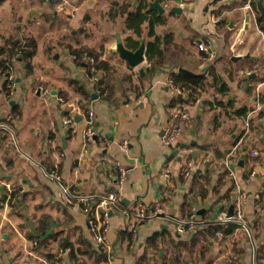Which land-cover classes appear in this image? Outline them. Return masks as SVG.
<instances>
[{
	"label": "crops",
	"instance_id": "1",
	"mask_svg": "<svg viewBox=\"0 0 264 264\" xmlns=\"http://www.w3.org/2000/svg\"><path fill=\"white\" fill-rule=\"evenodd\" d=\"M236 1L228 0V3L234 4ZM242 1L239 0L240 4L237 6V10L242 15V26L245 27L248 23L249 28L254 26L258 30L245 32L232 42V46L237 44L234 56L241 57L233 61L231 55V62L225 65L227 69H223L221 63L212 64V60L208 59L207 55H202L196 61V65L187 67L185 64H177L158 67L150 76L146 74V70L141 75L139 70L130 68L119 57L124 61L127 70L135 73L134 82L142 87L141 92L135 95L128 90V100L125 102L110 101L109 98H101V95L97 94L95 99L91 98L86 105L87 112L91 110L95 116L91 125L94 133L91 142L85 144L83 142L85 115L80 113V108L72 105L70 114L73 116L69 122V117L65 116L63 111L59 115L57 113V105L62 102L58 97L48 98L36 92L35 100L27 107L22 106L25 100H21V96L18 98L15 93V97L7 100V103L0 102V206L4 205L0 208V264H35V260L47 262L44 249L53 244L58 245L57 241L50 243L49 240L48 245L41 246L42 251H35L32 248L33 239H29L25 234L41 225L43 227L44 221L40 226H36L34 219L27 215L21 217L20 212L13 213L3 202L4 193H6L5 201L10 198L15 205L25 200L29 206L30 199L37 200L38 197L46 199L44 211L51 218L45 225L48 229L52 227L47 231L48 233H59L58 236L61 238L59 245L67 240L75 246H80L76 239L81 233L82 237L96 248L97 243L90 231L87 214L76 205L63 206L61 184L68 185L74 194L94 198L113 189L125 201L112 207L106 221L104 236L108 244L101 248L105 260L97 262L95 255L86 254L81 257L83 264H134L145 251L153 250L154 247L148 246L147 240L162 229L168 230L176 240L183 241L191 236L193 231L185 235L176 232L175 219H185V214L181 211L182 202L196 194V191L190 192L194 172L208 173L210 181L206 197L201 199L197 195L192 209L196 212L203 209L205 215L216 214L218 218L224 201L217 199L233 183L232 198L238 191L246 194L244 214L251 225L255 241L257 244H263L264 250V195L261 198L259 195L264 182V114H260V109L253 108L256 104L259 108L264 106V31L260 27L264 24V20L260 22L250 17L246 22L247 12L241 8ZM7 3L8 0L0 2V11ZM136 3L137 1L134 0L132 5ZM171 6L169 5V8ZM205 7L200 6L199 2H194L190 15L187 16L188 25L183 29L205 37L215 36L210 45L215 53V45L219 44L224 48L226 40L224 36L215 34V25L209 20L208 9L205 10ZM195 8L198 12L193 19L191 16ZM10 9L15 11L17 7L12 5ZM172 16L177 18L180 14H167L166 17ZM122 23L124 24V18ZM164 25L157 26L156 33L159 35L170 33L172 42H176L177 35L174 30L170 28L171 30L166 31ZM229 26H232L231 23ZM123 29H125L124 25ZM126 31L125 37H121L125 44L126 36L133 35L131 31ZM181 35L182 41L183 37L187 38L186 33ZM143 38L146 40V35ZM200 40L202 38L198 39ZM34 42L36 43L35 40ZM196 47L201 54L198 46ZM38 51L36 43L31 58L38 59L43 55ZM247 53L250 56L243 57ZM16 63L19 67H24L25 60L20 57L17 58ZM80 66L89 77L84 62ZM220 66V71L214 69ZM179 68L191 73H206L210 69L214 70L227 82L230 90L225 98L232 105H218L216 100L225 98L213 86H206L196 101L183 104L187 107L191 118L182 137L173 145H165L159 133L173 114L175 106L170 104L172 98L177 95L165 82L170 73L177 72ZM230 69L233 78L236 75V80L228 79ZM14 78L15 82H20L19 77ZM0 79L2 84L1 76ZM238 82H241L240 85ZM181 96L187 98L186 93H182ZM14 105L17 113L12 112L11 108ZM245 106L249 109L247 114H249L250 126L247 131L244 126L247 114L243 116L233 112L234 108ZM9 112L15 117L8 119ZM79 117L80 119L76 120ZM122 145H125V148H122ZM233 149L236 160L232 164L233 176L224 182L223 177L227 174L224 160ZM252 151H256L257 154L252 156L250 154ZM189 160L193 162L194 171L190 177L181 179V170ZM239 161L242 163L239 164ZM115 163L125 171L124 177L117 184L108 176L110 166ZM54 169L59 181L48 175L53 174ZM219 183L221 191L215 195L213 189ZM12 190L15 194L10 197ZM256 194L259 195L258 200L255 198ZM140 204L154 207L156 211L139 226L135 239L129 243L128 213ZM28 206L21 208L22 211L29 210ZM228 206L225 208L226 211ZM36 209L41 208L37 206ZM62 209L69 219L67 222L61 221L62 224L56 229L58 224L52 219H62L63 214L60 211ZM159 213H163L164 217L157 216ZM237 233L243 236V242L239 240L244 250L240 256V263L253 264L251 246L244 232L236 229L234 235ZM167 244L160 242L156 249H161L163 253L166 248L171 250L172 246ZM230 248L229 243L220 244V238L216 237V240L210 242L208 249L210 264H226L225 258ZM50 252L55 253L56 250ZM148 253L150 254V251ZM182 253L184 258L187 257L186 252ZM162 257L161 255L159 258ZM199 264H206V261H201ZM259 264H264V253Z\"/></svg>",
	"mask_w": 264,
	"mask_h": 264
},
{
	"label": "rangeland",
	"instance_id": "2",
	"mask_svg": "<svg viewBox=\"0 0 264 264\" xmlns=\"http://www.w3.org/2000/svg\"><path fill=\"white\" fill-rule=\"evenodd\" d=\"M8 1L9 3L0 11V44L7 36H13L21 40L34 39L38 44V52L43 53V55L38 57V59H29L30 67L27 68L19 67L16 62L11 61L12 67L9 68V70L11 69L10 75L12 78L19 77L20 82H15L14 78V84L9 86L10 91L8 93L2 92L0 102L7 103V100L15 97V93H17L18 98L21 96L20 99L25 100L22 106L29 107L32 101L35 100L36 92H39L38 94L42 93V95L48 98L51 96L60 98L62 102L57 105V113L59 115V113L63 111L65 116L69 117L71 120V116H73L70 114L73 108L72 105L78 106L80 100L81 104L87 108L86 105L88 103V101L84 99V96L77 91L76 84L74 85L72 82L74 79L77 80L78 84H83L88 91L95 90L98 80L103 79L100 83V86L104 89L101 93V98L107 97L110 101L123 100L124 102V100H128V90L135 95L141 92L140 88L142 87L134 82L135 73H132L133 75H131L130 80L127 79L130 71L127 70L124 61L120 60L114 47V33L119 32L120 36L124 38L127 31L123 29V17L118 16L112 18V9L120 4L121 1L124 2L125 0H64L65 2L63 1V3L61 0L58 4L51 3L52 1L47 0ZM194 2H199L200 6L207 7L209 18L214 16L216 20L223 19L226 21L225 24H220L219 26L212 22L213 25H215V34H219L221 37L224 36L226 43L224 48H221L219 44L215 45L216 51L214 50L215 53L211 60L212 64L213 62L221 63L223 65L222 68L227 69L225 65H229V62H231L230 56L235 55L237 49V44L232 46V42L245 32L258 30L254 26L249 28L248 23L247 28L242 26V15L241 12L237 10V6L240 4L239 0L234 4L228 3V0H172L166 3L164 7L166 9V16L168 14L169 5L180 6L184 11L181 12L180 16L177 18L174 16L169 18L166 17L164 30L168 31L173 29L177 37L175 39L176 42L164 46V59L161 61L160 67L177 64H185L187 67H191L192 65H196V61L201 58L202 55H207L205 52V54H200L197 51V43H195L194 40L195 38H202L201 35L183 29V27L188 25L186 23L188 21L187 16L190 15V10ZM59 4H61V7H59ZM12 5L17 7L15 11L10 9ZM197 12L198 9L196 8L192 11L191 17L193 19ZM208 16L206 18H208ZM209 20L211 21V19ZM230 23L232 25L231 27L229 26ZM238 32H240V35ZM184 33L187 34V38L183 37L182 41L180 38L182 36L181 34ZM211 37L210 35L206 37L208 40L207 44L209 45H211L212 41L215 39V36L211 35ZM72 48L81 51L78 57L81 62L84 56L93 58L95 72H87L89 77L78 63L80 62L78 58L71 59V55L73 54L71 52ZM17 54V58H20L19 53ZM55 55L56 58L54 57ZM98 61H105L109 67L105 70L96 69L95 64ZM140 67L144 70L147 68L146 60L137 67H134V70H139ZM234 68H236V66ZM214 69L220 71L221 66ZM234 79H237L236 75ZM86 83H88V85ZM240 83L241 82H238V85H240ZM1 86L0 79V87ZM52 92L54 93L52 94ZM9 113L12 114V112ZM80 113L85 115L86 118L87 111L80 108ZM12 117L14 118L15 115L13 116L12 114ZM54 173L57 175L55 169ZM40 198L41 197H38L37 200L30 199L28 202L29 206L25 200L20 202L22 204L17 203L16 205L11 199L8 201L4 199L3 202L7 204L8 208L11 209L13 213L17 214L20 212L22 214L21 217H26L27 215L31 219H34L33 222L36 226H40L42 221H47L48 223V220L51 218V216L44 211V207L47 204L46 199ZM63 204V206L66 205L65 203ZM2 206L4 207V205H1L0 208ZM26 206H28L29 210L23 212L21 208ZM37 206L42 210L36 209ZM60 211L63 214L62 219H52V221H56L58 224L56 229L62 224L61 221L67 222L69 219L64 209ZM34 215L35 217H33ZM41 227L42 225L36 229H32V232L25 234L26 237L32 239L31 236L41 233L39 232ZM51 228H45V233L51 230ZM58 235V232L54 233L49 237L50 241L48 240L50 243L57 241L58 245L55 246L53 244L47 249H44L45 253L52 250H56V252H50L53 255L51 258H46L47 262L35 260V264H83L84 261L81 255L68 258L63 247L67 241L59 245L61 238ZM233 238L242 240L243 242V236L238 233L234 235ZM76 241L80 242V246L86 245V241L81 233ZM69 243L73 244L72 242ZM46 244L49 243L47 242ZM160 250L161 249L156 248L149 250L153 258L151 264H167L166 262L168 260L166 261L159 258L163 254V251ZM39 251L42 250L39 249ZM225 260H227V258H225ZM226 264H228L227 261Z\"/></svg>",
	"mask_w": 264,
	"mask_h": 264
},
{
	"label": "trees",
	"instance_id": "3",
	"mask_svg": "<svg viewBox=\"0 0 264 264\" xmlns=\"http://www.w3.org/2000/svg\"><path fill=\"white\" fill-rule=\"evenodd\" d=\"M3 0H0V2ZM52 1V0H47ZM132 1L134 0H125L124 2L120 3L119 5L115 6L114 9H112V18H116L118 16L124 18V28L126 30L131 31L133 35H127L126 36V46L130 49H135L141 39H143V36L146 35L145 40V58L147 63L146 74L152 75L155 70L160 67L161 61L164 59V46L169 45L172 42V35L170 33L165 35H159L156 33V27L159 25H164L166 23V14H159L156 10L149 9L148 8V2L150 0H135L137 3L133 6ZM160 3L163 5V3L171 2L172 0H159ZM231 1V0H230ZM244 1V0H243ZM242 1V2H243ZM56 4L55 2H51ZM231 3V2H230ZM168 14H173L174 12H170L168 10ZM217 26L220 24H225L226 21L223 19H218L214 22ZM261 29L264 31V24L260 25ZM134 36V37H133ZM202 40L208 41L205 36H201ZM198 39L195 38V43H197ZM36 47V43L33 39L29 40H21L18 38H15L13 36L7 37L3 39V42L0 44V76L2 77V86L0 87V91L4 93H8L10 91L8 83L9 78L8 74L10 73L11 69V61L16 62L18 54L20 55L21 59L25 60L24 67H30L29 65V59L34 54V48ZM201 53L203 51L199 50ZM71 52L73 54H76L77 57L80 56V52L77 49L72 48ZM204 53V52H203ZM202 53V54H203ZM91 54V53H90ZM80 62L81 60L78 58ZM96 69L105 70L109 66L105 61H98L96 64ZM144 70V72H145ZM230 69L227 77L229 80H233V73ZM132 75V72L128 74L127 79L130 80V77ZM170 77L173 79L176 86L182 88V93H186L187 98L184 99L182 96L178 97V94L174 96L171 100L170 106H174L176 102H179L181 104L184 103H193L196 101L197 97L201 94V92L206 88V86H213L218 93L222 95V97H226L229 93V86L227 82L220 76L215 73L214 70L210 69L206 73H184V72H171ZM138 78L140 76L138 75ZM14 79V78H13ZM103 81V79H99L98 83L96 84L95 90L92 92H89L86 87L83 84H78L77 80H72L74 85L76 84L77 91L84 96V99L89 101L92 98V94L101 95V93L104 91V89L100 86V83ZM181 93V94H182ZM127 101L124 100V102ZM218 105H225L230 104V101H227L225 98L224 100H216ZM78 106L84 110L87 111V108H85L80 100L78 102ZM254 108V106H253ZM251 108V109H253ZM13 113H17L16 105H14L12 108ZM249 111L248 108L245 107H237L234 108L233 112L237 115H246ZM260 114H264V112L260 111ZM183 178L182 172H181V179ZM221 178H219L220 180ZM209 174L204 172H194L192 176V188L191 191H196L195 196L192 198L188 197V199H184L181 205V211L182 214H185L186 219L189 218V216L193 213V202L197 195L200 196L201 199H204L208 192V185H209ZM221 184L219 183L216 185L213 189V192L215 195H217L221 189ZM234 188L233 183L224 191L222 195L218 197V201H224V204L222 205V210H226L225 208L233 202L232 198V190ZM113 190V189H111ZM190 190V189H189ZM15 194V191H10L9 196L12 197V195ZM17 194V193H16ZM260 198L262 195H264V182L262 184L261 191L259 193ZM6 198V193L3 194V199ZM10 199V198H9ZM147 214L150 212L153 214L155 212V208L147 206L146 207ZM197 214V218L201 221L196 224L191 231L192 235L189 238L182 240H176L174 239L168 230L162 229L157 234H154L148 238V246L157 248L159 246L160 242H165V244H170L171 250L166 248L164 250V253L162 254L163 260H168L167 264H199V262L206 261V264H210V259H208V252H209V245L210 242H213L216 240V232L220 231L222 233V237L220 238V244L229 243L231 241L229 254L227 256V263L228 264H241L240 263V256L243 253V247L240 245L239 240H236L235 238H232L234 236V233L237 229V224L233 221H225L221 222L216 218H213V215H205L204 212L201 214ZM88 219L90 217L89 212L87 213ZM47 221H42L43 227L40 228L38 234H34L31 236L32 239L35 240V243H32V248L35 251H39L41 246L43 244H46L49 240V237L52 236L51 233L46 232V223ZM47 224V223H46ZM251 226V225H250ZM190 231V232H191ZM189 232V233H190ZM188 233V234H189ZM255 237V236H254ZM127 239L130 243L132 241L131 232L129 230V233H127ZM232 239V240H231ZM255 239V238H254ZM67 241V240H66ZM86 241V240H85ZM167 242V243H166ZM80 244V242H79ZM167 244V245H168ZM169 246V245H168ZM64 249L66 251V254L68 255V258H73L76 255H95L96 261L100 262L103 259L105 260V257L102 256V247L99 246L97 248L92 247L88 241H86V245L84 246H74L73 244L67 243L64 244ZM255 247H256V259L257 263L259 264V260L263 257V244L258 243L255 241ZM186 252L187 257H183L182 252ZM53 254L50 252L45 253V256L47 258H51ZM103 260V261H104ZM152 258L148 251H145L140 257L134 262V264H151ZM184 261V262H182Z\"/></svg>",
	"mask_w": 264,
	"mask_h": 264
},
{
	"label": "built area",
	"instance_id": "4",
	"mask_svg": "<svg viewBox=\"0 0 264 264\" xmlns=\"http://www.w3.org/2000/svg\"><path fill=\"white\" fill-rule=\"evenodd\" d=\"M56 4L60 3L61 0H52ZM64 0H62L63 3ZM66 1V0H65ZM64 1V2H65ZM256 0H244L242 3L241 8L247 12L246 15L252 17L254 20L263 21L264 19H260V11L257 9L256 6ZM264 3V0H262ZM61 7V4H59ZM166 6V3H163V7ZM245 15V16H246ZM211 22H215L216 19L214 16L210 17ZM208 41L200 40L197 41V46L199 50L205 52L207 54L208 59H212L214 56V53L212 51V48L209 44H207ZM76 54L71 55V59H77ZM82 62H84V66L86 67V70L88 72H95L94 65H93V58H89V56L82 59ZM9 83L8 86L11 84H14V79L8 74ZM166 85L169 87L174 94H181L182 88L175 85L173 79L168 76L166 78ZM258 96V94H256ZM173 107V114L171 118L168 120V122L163 126V134L161 135V140L165 145H173L176 143L179 138L182 137V134L185 130L186 125L188 124L191 116L189 114V111L187 107H185L183 104L176 102V105ZM259 105H254V110H258ZM252 113V111L250 112ZM249 114L245 116V128L246 131L248 130L250 126L249 122ZM94 113L91 110H88L87 116L85 118V128L83 133V142L88 143L92 141L93 138V130L91 129V125L94 121ZM7 118H12L10 113H7ZM69 122L71 120L69 119ZM122 148H125V145H122ZM235 149L230 151L227 155V157L224 160V167L227 171L226 176L223 177L224 182H227L228 179L233 176V169L232 164L236 161L233 152ZM252 156L256 155V151L250 152ZM194 171V165L191 160L187 161L185 165L183 166L181 172L183 177L187 178L190 177L192 172ZM124 169L118 165V164H112L109 169L108 176L111 181H113L115 184L119 183L122 178L124 177ZM51 178L59 181V178L56 176L55 173L48 174ZM255 198L258 200L259 195L256 194ZM233 214L231 217H226V210H222L220 212V215L218 216V220L221 222L225 221H233L237 224V229L244 232L245 237L248 241V243L251 246L252 250V260L253 264H257L256 259V247H255V239L253 235V230L249 224V221L247 220L245 214H244V203L246 200V194L243 191H238L236 196L233 198ZM61 200L66 205H76L78 206L83 212L86 214L89 212L90 217L88 219L90 231L93 234L94 240L97 243V247L101 246L104 248V246H107L108 242L105 239L104 231L106 228V221L109 217L110 210H112V207L118 206L121 204V198L119 194L111 190L107 192L106 194L100 195L98 198H94L93 196H87V195H81V194H74L70 187L65 184H61ZM156 211V210H155ZM129 217L130 221L128 222V227L131 232L132 239H135L136 232L138 231L139 226L147 220L152 213L150 212L147 214L146 207L142 204L136 206L133 210L129 211ZM195 213V210L193 209V213L189 216L188 219H175L176 221V232L182 235L188 234L193 227L198 224V222H201ZM217 238L222 237V233L220 231L216 232ZM32 243H35V240L32 241ZM231 241H229V244ZM96 247V248H97Z\"/></svg>",
	"mask_w": 264,
	"mask_h": 264
},
{
	"label": "water",
	"instance_id": "5",
	"mask_svg": "<svg viewBox=\"0 0 264 264\" xmlns=\"http://www.w3.org/2000/svg\"><path fill=\"white\" fill-rule=\"evenodd\" d=\"M256 6L257 9L260 11V19H264V3L262 2V0H256ZM148 8L149 9H153L156 10L159 14H163L165 13V8L163 7V5L160 3L159 0H150L148 2ZM207 9V7H205V10ZM170 12H174L175 14H180L182 12V8L180 6H176L173 5L169 8ZM245 20L246 22H248L249 20V16L246 15L245 16ZM245 28H247V24L245 26ZM114 38H115V52L118 54V56L124 60L126 62V64L130 67V68H134L137 67L138 65H140L143 61L146 60L145 58V39H141L139 45L135 48V49H130L126 46V44L124 43V41L122 40L119 32H115L114 33ZM250 54H245L243 57H249ZM241 56H231V59L233 61H236L238 59H240ZM56 58V55H55ZM178 71L180 72H184V73H188L190 74L191 72H189L186 69L183 68H179ZM144 72V69L142 67L139 68V73L142 75ZM39 93V92H37ZM54 92H52L53 94ZM181 94H178V97H180ZM97 96L96 94H92V99H95ZM13 101L10 102V104H12ZM261 111H264V106H261L260 108ZM79 118H77L76 120H79ZM70 125L68 124L67 127H69ZM163 134V130L160 131L159 135ZM64 141V139H63ZM242 161H239V164H241ZM121 201H125L123 198H121ZM203 212V209L198 210V214H201ZM233 214V204H230L227 208L226 211V217H231ZM157 216L159 217H164L163 213H159L157 214ZM217 215L214 214L213 218H216ZM164 228V227H162ZM192 235V233H191Z\"/></svg>",
	"mask_w": 264,
	"mask_h": 264
}]
</instances>
